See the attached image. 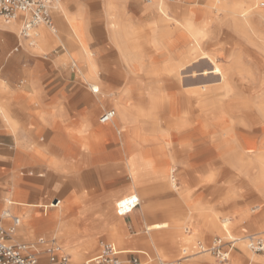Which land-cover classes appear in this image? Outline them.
Instances as JSON below:
<instances>
[{
    "label": "rangeland",
    "instance_id": "1",
    "mask_svg": "<svg viewBox=\"0 0 264 264\" xmlns=\"http://www.w3.org/2000/svg\"><path fill=\"white\" fill-rule=\"evenodd\" d=\"M60 1L61 2L57 7L59 9L56 10L57 13H55V15L59 14L60 7H62V0ZM138 1L144 3V0H112L111 5L115 11V17H117L118 19H121V17L128 18L130 11L134 10L138 13L139 20L132 21V23L134 24V26L138 25V27L142 28V26L148 23L149 18L147 15L142 13L141 7L138 4H135ZM177 1L178 0H163V3L165 6L167 5L166 8L168 9V11L173 12V8ZM203 1L204 0H186L182 3V5L188 7L189 5L197 6L200 5ZM260 2L264 4V0H259V3ZM256 9H264V5L260 6L257 3L252 7V10ZM175 15L177 17H180V15L178 14ZM227 20L228 16L225 14L220 15L217 19H210L206 35L202 38L200 44L199 72L202 73L204 69L206 70V73L208 72L207 74L205 72L202 73V76L200 75V77H203L204 80H207L206 77H213L212 80H210L212 83H210L209 86H216V89H218V91L215 90V92L212 94L213 89L210 88V105L202 108L201 112L199 111V131L196 132L198 134V138H200L198 145L196 146V148L195 144L193 145V143L196 142V133L189 137L186 136V138L183 137L181 141L188 144L186 151L183 152V154L178 158L174 156V158H172V164L170 166L167 165V168L165 165L163 171L157 170V165H152L154 161H148L147 159L142 158L135 162V165L132 166L134 167L133 172H131L133 173V175H137L139 171V169L137 170V168L139 167L137 164L146 161L145 168L148 174L147 178L157 181L163 180L161 184L152 186L149 190L140 194L139 200L141 206H144L148 200L154 204L152 212L160 216L159 221L167 220L169 223L171 222V225L177 223L179 219L183 218L184 213L185 215L188 213L185 200L189 199L191 202H195V206L199 209L200 213L203 214V216L206 215L204 217L205 220H207L206 218H208L209 220L210 217L214 216L216 220L225 216L229 217L232 220L233 224L229 225L233 227V233H236L242 228V226L238 224V221L242 216H255L264 210V207H260V205L264 203V199L262 198L258 190V179L254 176V169H256V167H264V118L261 116L260 112L257 109V102H260L261 92L264 90V24L258 25L256 21L251 20L252 23H249L250 26L249 24L248 26H243V38L230 28V26L227 24ZM0 23L6 24L2 18H0ZM13 30L17 31L16 34L18 36L19 28ZM110 30L111 29L109 28V34ZM133 30L137 31L140 30V28L136 27L133 28ZM36 31L37 29L35 30V33ZM145 31L146 29L143 30V32ZM78 34L79 37L83 39L81 33L78 32ZM134 42L142 43L144 42V40L141 37L140 40L136 39ZM83 43L87 48L84 39ZM16 45L17 44L12 42V49ZM58 45L60 46V42H57L54 47L56 48L58 47ZM94 68L96 70V66ZM0 69L1 88L2 86H4L1 63ZM151 71V66L145 61L144 63H141L137 67L133 68H129L124 63V68H122L121 72L119 73L127 82L123 89L117 93L112 90L104 93L100 88V92L102 91L103 94L100 92L98 94L101 96H104L105 94L106 97L110 98L111 105H105L98 110L95 115V121L92 123L93 128L90 135L86 136L82 132L77 133L80 140L84 142V146H94L95 142L99 138L104 137L106 140H109L113 136L115 141L119 140L121 142L127 160L129 159L130 154H135V156H137L140 148L142 150L147 149L145 145L148 144L149 141H145V135L148 134L152 137H155L154 129L157 122V117H159V111L160 113H164V111L162 110L158 111L159 106H156L154 97L159 96L161 97L160 99H162V97H164L165 95V90L162 84L159 85V82H156L154 80V78H156L155 76L157 75H154L153 77ZM16 83L20 84L21 80H18ZM4 87H6V85ZM6 89L7 88H5V90ZM7 91H9V89H7ZM1 93L2 92L0 91V94ZM150 93L153 96V100L147 99L148 96H151ZM137 96L141 97L143 101L138 102L137 100H135ZM186 96V94L185 97H183L182 95V102H180L182 105L181 110H183L184 112H180L179 110H177V119H180L179 125H181L182 128L192 127L193 129H195L198 122L194 118L193 107H189L192 101L187 99ZM104 108H113L115 110V114L118 109H132L134 111L137 110L141 112L143 114V121L148 120L145 126L147 132L145 130H141L137 133L132 125L123 123L119 119V116H115L117 117L118 121L116 120L115 122H111L106 126H102L98 122V116ZM156 113L158 114L156 115ZM212 113L215 114L217 119L221 120L223 126L225 127L224 131L228 133V139L230 141H233V138L231 139L230 137H233V135H235L237 139L234 141L241 144L242 148H238L236 147V144L233 143V146L235 144L236 148H232L230 150L232 152H240V158H244L242 159L243 165L244 168L247 169L248 173L238 171L235 168V163L233 161L231 162L229 159H224L218 151L216 152L213 147H206L208 145L207 141L210 143L211 140L210 131L215 129L217 125L208 124L211 122L210 115ZM6 118L8 119V117ZM201 123H204L206 125L204 127H201ZM109 126L112 127V136V133L110 134V132L108 131ZM96 128L100 132L101 137H98ZM136 134L139 137L133 138L134 136H136ZM133 140L135 141L133 142ZM132 144L136 146L131 147ZM5 149V151L7 152L14 151V147L12 144L8 147H5ZM170 149L171 148L169 147V150ZM18 151V148H15L16 157L18 155ZM194 153H199V155L202 156L200 157L201 159L198 160V162L193 161L195 160L193 158ZM16 162H18V158H15L11 174H8L9 176H6V171H8L10 167L9 164L0 162V185L7 181L8 183L6 184H8L9 186H13V184L10 185V183H17V176L21 174L19 166ZM55 167L57 166L55 165ZM175 167L177 168L176 175ZM170 168H172L171 171ZM44 177L45 176H43L42 178L44 179ZM171 178L176 179L178 188L175 189L171 186ZM24 180V183L28 181L26 177H24ZM50 181L51 178H49L46 182L47 189L46 191H44V193L42 192V196H39L40 199L46 197L47 201H54V197L61 198L62 188L59 192L50 191L48 186ZM64 182L66 183V181ZM63 190L66 189L63 188ZM98 192V188L89 187L79 190L78 193L72 191L66 193L67 196L65 198L69 197L68 203L74 204L72 205V207H67L64 204L66 209L68 208L69 210V212L66 210L67 214H65L64 206L62 204H56L52 207H45L46 209L53 210L54 222L52 228L42 229L39 231L36 230L34 235H21L15 237V239L19 242L24 243L36 242L44 247V245L50 239L54 238L58 245H60L62 250L65 252V254H68L70 259L74 263H76L74 261L75 254L84 246H87L89 244L92 245V249L88 254L81 258L80 261L82 263L85 260L94 257L98 251V239L104 241L109 240L108 242H111L115 249L129 251L131 254L138 252L137 250L140 249L147 252V257H157V253L153 250V248L149 249L146 243L144 244L143 242L140 244V242L136 240V238L138 237L150 238V234H146L144 230L142 232L137 231V235L130 234L127 226L124 225L123 217H116V219H114L115 221H109L115 222L117 224V227L112 230L110 228L105 229L106 227L98 230L84 229L79 226L80 223L78 222V220L76 221V228L74 227L75 222L70 223L72 227L68 226L66 221H69V219L73 217V210L78 207L77 205L83 203V200L81 199L76 203L72 202V199L76 196L81 197L82 194L86 195L89 198H92L95 197ZM179 192L181 193V195L179 194ZM186 193H188V196L185 197ZM6 196L7 194H5L3 197ZM74 206L76 207L74 208ZM258 207L259 209L253 211ZM20 210V206L13 208L11 210V215L19 216L20 213L24 212ZM100 213L104 218H107L103 210H101ZM30 214L31 216H35L36 210L33 209ZM196 222L197 223H195V226L188 224L187 220H185V223L183 221L180 222L181 228H184V231L186 230V233H189V230L195 232L196 238L194 239V241H192L191 244L193 246L190 245L186 250L182 249V251H180V254L177 256L159 258L171 262V260H174L186 254H190L193 249L195 251V244L198 241L206 242L212 240L215 237H219L223 241H229L227 239H224L217 232H213L208 229L206 224H200L199 219L196 220ZM207 222L208 221H206V223ZM4 225L7 227V229L11 228V220H4ZM185 227H188V229H185ZM262 230L264 229L251 231L249 230L244 232V235H249L251 233L259 232ZM156 233L157 234H155V239H158L159 241H162V239H164L166 236L165 232L163 231H156ZM114 238H122L125 241H131L134 244L130 246H135L137 250L133 247L116 248L113 240ZM191 247L192 250H190ZM236 253L237 248L235 245L231 250L229 260L225 263H220L212 255L206 254L205 256L196 255V257L194 258H190V263L188 264H247V258L245 257V255L242 254L240 258L236 259ZM137 254L142 259L147 260L145 254ZM142 255H144L146 259ZM257 258L262 261V264H264L263 256L259 255L257 256ZM156 260L146 263L155 264Z\"/></svg>",
    "mask_w": 264,
    "mask_h": 264
},
{
    "label": "crops",
    "instance_id": "2",
    "mask_svg": "<svg viewBox=\"0 0 264 264\" xmlns=\"http://www.w3.org/2000/svg\"><path fill=\"white\" fill-rule=\"evenodd\" d=\"M105 2L106 0H62L63 10L60 8L59 14L55 15L56 8L51 14L52 27L44 26L45 29L39 31L43 36L42 50L29 45V39L22 37L20 33L17 36V31L7 24L0 23V63L4 86L6 85L0 88V162L9 164V170L6 171V176H9L14 160L18 158L21 174L18 178L22 182L18 196L25 201L20 206V211L30 214L33 209L36 210L35 216L30 214L31 224L36 230L53 226V210L45 207L56 204L47 201L46 197L39 198L46 191L49 178L50 191L59 192L62 188L61 198L54 197L53 200L57 198L58 204L62 203L67 207L74 204L68 203L66 193H78L89 187L98 188L99 192L95 197L89 198L82 194L81 197L72 199L76 203L82 198L83 203L78 207L74 206L73 217L66 221L69 227H72L71 222H75L76 228L78 220L80 227L91 230L116 228L117 224L109 221L121 217L114 212L113 206L117 199L137 193L140 200V194L162 183L147 178L146 161L137 164L138 174L133 175V164L127 160L121 142L114 140L113 133L106 140L96 128L98 137L102 139L95 142L91 151L90 146H84L77 134L82 132L86 136L90 135L98 110L111 105L110 98L91 91L88 84L98 82L104 93L109 90L120 92L127 84L119 74L124 68V62L110 39ZM138 16L132 10L126 20L138 21ZM17 22L20 26V22ZM72 25L77 27L92 53L99 73L93 79L95 81L89 78V62ZM12 42L17 44L13 49ZM57 42H60V46L55 48ZM73 53L78 60L71 57ZM18 80H21L20 84L16 83ZM105 109L108 108L103 110ZM115 116H119L117 112ZM11 144L14 151H5V147ZM15 148L19 150L17 157ZM149 148L148 150L154 151V147ZM158 162L154 161L152 165H157L156 169L160 171H163L165 165L167 168L172 164V160L164 158ZM176 170L175 167V175ZM43 176L46 178L43 179ZM24 177L28 180L25 183ZM145 204L154 205L149 200ZM106 206L111 215L104 218L100 212ZM133 209L122 216L124 225L132 235H137V231L142 232L146 224L160 220V216L153 213L152 209L146 211L140 204ZM66 210L69 212L64 206L65 214ZM116 252L121 259L134 256L145 263L160 259L148 257L144 260L137 254L146 255L147 252L144 251L131 254L129 251L116 249Z\"/></svg>",
    "mask_w": 264,
    "mask_h": 264
},
{
    "label": "bare ground",
    "instance_id": "3",
    "mask_svg": "<svg viewBox=\"0 0 264 264\" xmlns=\"http://www.w3.org/2000/svg\"><path fill=\"white\" fill-rule=\"evenodd\" d=\"M185 1L186 0H178L176 3L177 5L175 4L173 8V12L168 11V9L166 8L167 5L166 6L164 5L163 0H144V3H141L140 1L136 2L135 4H138L141 7L142 13L147 15L149 18L148 23L142 26V28L138 27V25L134 26L132 21L126 20V18L124 17L123 18L121 17V19L115 17L114 8L111 5L112 0H106L104 5L105 14L106 17L108 18L107 25L111 29L110 34H111L112 43L115 45V48L117 49L125 65H127L129 68H133V67H137L141 63H144V61L147 62V64L149 63V65L152 68L151 73L153 77L154 75H157L155 76L156 78H154V80L156 82H159L158 83L159 85L162 84L165 90V95L164 97H162V99H160L161 97L159 96L154 97L156 106H159L158 111L159 110L164 111V113H160L159 111V117H157V122L155 124V129H154L155 137L146 134L145 141H149L148 144L145 145L147 149L142 150L140 148L139 152L137 153V156H135V154H130L128 161L129 163H132L133 166L135 165V162H137V160L142 158L147 159L148 161L154 160L158 162L163 160V158L172 160L174 156L177 158L180 157L188 147L187 143L181 141L183 137L186 138V136L188 137L192 136L199 131L198 128L199 126L198 118H200L199 111L201 112L202 108L210 105V93H211L210 88L213 89L212 94L215 92V90L218 91V89H216V86L213 87L209 86V84L212 83L210 80H212L213 77L212 78L206 77L207 80H204V78L203 77L201 78L200 75L202 76V73L204 72L206 73V70L204 69L202 73L199 72L200 44L202 38L206 35L210 19H217L222 14L227 15L228 16L227 24L235 33H237L239 36L242 37H243L242 35L243 26L244 25L248 26L251 20L256 21L258 25L264 24V9L252 10V7L255 6L257 3L260 6L264 5L262 2L259 3V0H204L200 5L197 6L189 5V7L182 5V3ZM62 10L63 9L61 8V11ZM175 14L180 15V17H177ZM5 23L9 28L20 29V26L16 20H11ZM136 27L140 28V30L137 31L133 30V28ZM72 28L75 31V34L77 35L78 42L80 43L81 47L86 53L85 55L89 62L90 72H91L89 78L93 80L97 77V74L99 76V73L94 68L95 63L92 58V53L90 51L88 52V49L85 47V44L83 43V39L79 37L76 26H73ZM36 29L37 31L35 33ZM44 29H45L44 25H40L37 28H35L32 34V36L34 34L35 36L29 38V40H27V43L29 45L37 47L38 50H42L43 36L39 34V31ZM144 29H146L145 32H143ZM141 37L143 38L144 42L142 43L134 42L136 39L140 40ZM71 57L77 59L75 53H73ZM88 86L90 87L91 91L96 93L100 92V84L98 82H92L91 84H88ZM100 93H102V91ZM185 94L187 95L186 98L192 101L189 107H193V115L196 121L198 122L197 127L195 129H193L192 127L182 128L181 125H179L180 119L179 118L177 119V110H179L180 112H184L183 110H181L182 109L181 102H182V95L183 97H185ZM147 99L153 100V96L152 95L148 96ZM135 100H137L138 102L143 101L142 98L138 96L136 97ZM257 103H258L257 109L260 112L261 116L264 118V90L261 92L260 102ZM117 113L119 115V119L123 123H128L129 125H132L135 131H137V133L140 132L141 130L146 131L145 126L148 120L143 121L142 118L143 114L141 112L137 110L134 111L132 109H128V110L118 109ZM157 114L158 113H156V115ZM116 120L117 117L114 116L111 119V121L107 123L103 124L100 123L99 121L98 122L101 125H107L110 124L111 122H115ZM210 120L211 122L208 124H212V125L217 124V125L215 129L210 131L211 140L210 143L207 141L208 145L206 147H210V146L213 147L216 150V152L218 151L219 154L224 159L226 158L229 159L231 162L233 161L235 163L234 166L238 171L248 173L247 169H245L243 165L242 159L244 158L242 159L240 158L241 156L240 152H234V151L232 152L230 150L236 147L242 148L239 142L234 141L237 139L236 136L233 135V137H230L231 139L233 138L232 139L233 141H230L228 139L227 137L228 133L224 131L225 127L223 126L221 120L216 118L214 113L210 115ZM205 125L206 124L201 123V127H204ZM108 131L110 132V134L112 133L111 126H109ZM135 137H139V136L136 134V136H134L133 138ZM199 139L200 138H198V134L196 133V139H195L196 142L193 143V145L195 144V148L199 143ZM134 141L135 140H133V142ZM233 143L236 144V147L235 144L233 146ZM134 146L136 145L133 144L131 145V147ZM149 146L154 147V151L152 149L148 150L150 149ZM169 147L171 148L170 150ZM90 148L91 151L94 149V146H90ZM200 157L202 156L199 155V153H194L193 158L195 160L193 161L198 162V160L201 159ZM172 168H170V171L172 170ZM254 174H255L254 176L258 179L257 182L258 190L260 192V195L264 199V167H260V166L256 167V169H254ZM18 177L19 176H17V178ZM170 182L173 188L175 189L178 188L176 179L171 178ZM6 183H8V181L0 185V196L3 197L5 194H7L6 197L3 198L0 197V218L3 224H4V220L6 219L11 220V216H12L11 210L13 208L25 204L24 199L18 196V193L22 185L21 179L18 178L17 183L15 182L10 183V185L13 184V186H9ZM179 194L181 195L180 192ZM186 196H188V193L185 194V197ZM135 199L139 201V195L137 193L131 194L120 200L117 199L113 206L115 210L114 212H116V214L120 215L121 217L123 215L130 213L132 210H134L132 207L133 204H131L130 201ZM185 202L187 205L188 213L186 215L184 213L183 218L181 219L178 218L179 221L177 223L171 225L170 224L171 222L169 223L167 220L152 222L146 225L144 223L145 228L143 230L144 232L151 234V237L150 238L138 237V239L136 240L140 242V244L143 242L144 244L146 243L149 249L153 248V250L157 253V257L168 258L171 256H177L180 254V251H182V249L186 250L192 244V241H194V239L196 238L195 232L189 230L188 231L189 233H186L185 232L186 230L184 231V228L183 229L181 228L180 222L183 221L185 223V220H187L188 224L195 226V223L198 222V221L196 222V220L199 219L200 224L201 223L206 224L208 229H210L213 232H217L224 239H227L230 242H232L234 246L236 245L237 248V253L235 254L236 259L240 258L241 255L243 254L247 258V264H262L261 263L262 261H260L257 258V256L259 255L254 254L247 248L246 240H245L247 235H244V232L249 230L251 231V230L264 229V210L255 216H242L238 221V224L241 225L242 228L240 229V231L233 233L232 231L233 227L229 225L232 224V220L229 217L225 216L216 220L214 216V217H210L209 220L208 218H206L207 220H205L204 217L206 215L203 216V214L200 213L199 209L194 204L195 202H191L189 199H186ZM152 207L153 206L151 204H145L144 206H142V208H145L146 211L151 210ZM260 207H264V203L260 205ZM102 210L107 217H110L111 211L107 206L102 208ZM255 210L256 208L253 211ZM17 217L19 219L18 225L13 226L11 224V228L7 229L12 237V240L17 241L15 237L21 235H27V236L34 235L36 229L31 224L30 214L27 212H22ZM206 221L208 222L206 223ZM186 228L188 229V227H185V229ZM156 231L165 232L166 236L164 239H162V241L155 239L156 238L155 234H157ZM100 240L101 239H98L97 244L99 243ZM113 240L116 245V248L133 247L136 249L135 246H130L134 244L131 241H125L122 238H114ZM26 243L32 244L36 247L37 246L42 247L41 244L36 242H26ZM91 249H92V245L89 244L87 246H84L80 251H78L75 254L74 261L76 263L74 264L81 263L80 261L81 258H83L86 254H88ZM190 250H192V247L190 248ZM137 251L140 252L144 250L138 249ZM60 252L65 253L61 247H60ZM206 254L209 253L200 252L197 245L195 244V251L193 249V251L190 254L183 255L179 258L171 260V262L169 261L168 262L170 264H188L190 263L189 262L190 258H194L196 257V255L205 256ZM142 256L144 257V255ZM225 262H220V263H225Z\"/></svg>",
    "mask_w": 264,
    "mask_h": 264
},
{
    "label": "built area",
    "instance_id": "4",
    "mask_svg": "<svg viewBox=\"0 0 264 264\" xmlns=\"http://www.w3.org/2000/svg\"><path fill=\"white\" fill-rule=\"evenodd\" d=\"M60 0H0V18L5 22L17 20L20 22V35L31 38L34 29L39 25L52 27L51 14L57 8ZM115 116L113 108L105 109L98 117L100 123H107ZM58 204L59 199L52 201ZM132 207L139 204L137 199L130 201ZM122 207V206H121ZM120 207V208H121ZM119 212V209H118ZM17 216H11V224L18 225ZM246 246L254 254L264 256V230L246 236ZM200 252H208L217 261H228L233 243L224 242L215 237L209 242L196 243ZM0 264H74L68 254L61 253L54 238L44 247L13 241L7 228L0 218ZM81 264H146L137 257L121 259L111 242L100 240L96 255ZM155 264H170L163 259H157Z\"/></svg>",
    "mask_w": 264,
    "mask_h": 264
}]
</instances>
